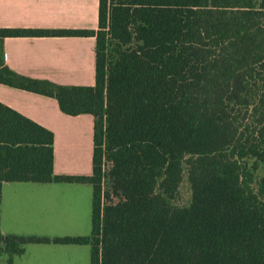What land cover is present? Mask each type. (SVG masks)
Instances as JSON below:
<instances>
[{
	"label": "trees",
	"instance_id": "16d2710c",
	"mask_svg": "<svg viewBox=\"0 0 264 264\" xmlns=\"http://www.w3.org/2000/svg\"><path fill=\"white\" fill-rule=\"evenodd\" d=\"M18 36H94L95 84L13 71ZM0 83L95 118L93 173L58 175L54 133L0 102V264L34 243L88 245L91 264H264V0H100L97 30L0 28ZM7 182L92 185L91 235H4Z\"/></svg>",
	"mask_w": 264,
	"mask_h": 264
},
{
	"label": "crops",
	"instance_id": "0c3cea01",
	"mask_svg": "<svg viewBox=\"0 0 264 264\" xmlns=\"http://www.w3.org/2000/svg\"><path fill=\"white\" fill-rule=\"evenodd\" d=\"M99 10L100 0H0V28L97 30ZM4 58L13 71L25 77L63 85L92 86L96 81L94 36L8 37ZM0 102L54 133L56 174L93 173V115H67L56 98L4 83H0ZM92 205L90 184L7 182L3 185L1 231L48 238L81 236L82 229L88 228ZM37 233L43 236L34 235Z\"/></svg>",
	"mask_w": 264,
	"mask_h": 264
},
{
	"label": "rangeland",
	"instance_id": "374dc122",
	"mask_svg": "<svg viewBox=\"0 0 264 264\" xmlns=\"http://www.w3.org/2000/svg\"><path fill=\"white\" fill-rule=\"evenodd\" d=\"M91 187V186H90ZM190 197V187L185 178L181 186L180 201L185 203ZM88 228L81 236L92 233V209H88ZM43 236L40 233L34 234ZM29 236V235H24ZM55 238V236H49ZM74 237V236H73ZM25 253L15 258L14 264H91V247L79 244L34 243L29 244Z\"/></svg>",
	"mask_w": 264,
	"mask_h": 264
}]
</instances>
